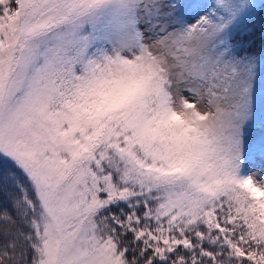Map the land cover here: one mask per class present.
Segmentation results:
<instances>
[{"label": "snow or ice", "instance_id": "snow-or-ice-1", "mask_svg": "<svg viewBox=\"0 0 264 264\" xmlns=\"http://www.w3.org/2000/svg\"><path fill=\"white\" fill-rule=\"evenodd\" d=\"M0 264H264V0H0Z\"/></svg>", "mask_w": 264, "mask_h": 264}]
</instances>
